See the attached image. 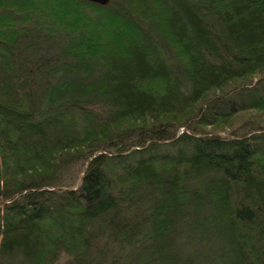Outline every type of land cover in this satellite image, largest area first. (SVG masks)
<instances>
[{
	"label": "trees",
	"instance_id": "obj_1",
	"mask_svg": "<svg viewBox=\"0 0 264 264\" xmlns=\"http://www.w3.org/2000/svg\"><path fill=\"white\" fill-rule=\"evenodd\" d=\"M0 264H264V0H0Z\"/></svg>",
	"mask_w": 264,
	"mask_h": 264
},
{
	"label": "water",
	"instance_id": "obj_2",
	"mask_svg": "<svg viewBox=\"0 0 264 264\" xmlns=\"http://www.w3.org/2000/svg\"><path fill=\"white\" fill-rule=\"evenodd\" d=\"M96 3H100V4H105L106 2H108L109 0H90Z\"/></svg>",
	"mask_w": 264,
	"mask_h": 264
},
{
	"label": "rangeland",
	"instance_id": "obj_3",
	"mask_svg": "<svg viewBox=\"0 0 264 264\" xmlns=\"http://www.w3.org/2000/svg\"><path fill=\"white\" fill-rule=\"evenodd\" d=\"M181 129L183 128V127H180Z\"/></svg>",
	"mask_w": 264,
	"mask_h": 264
}]
</instances>
